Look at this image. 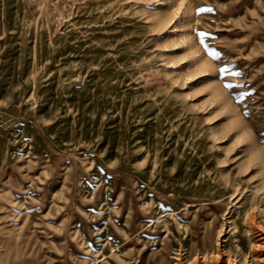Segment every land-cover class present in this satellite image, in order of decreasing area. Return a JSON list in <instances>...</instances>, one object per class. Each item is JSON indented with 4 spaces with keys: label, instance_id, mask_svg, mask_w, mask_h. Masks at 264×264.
<instances>
[{
    "label": "rangeland",
    "instance_id": "obj_1",
    "mask_svg": "<svg viewBox=\"0 0 264 264\" xmlns=\"http://www.w3.org/2000/svg\"><path fill=\"white\" fill-rule=\"evenodd\" d=\"M0 264H264V0H0Z\"/></svg>",
    "mask_w": 264,
    "mask_h": 264
}]
</instances>
